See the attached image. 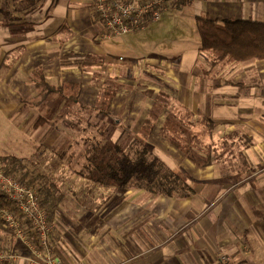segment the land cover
<instances>
[{
    "label": "crops",
    "instance_id": "crops-1",
    "mask_svg": "<svg viewBox=\"0 0 264 264\" xmlns=\"http://www.w3.org/2000/svg\"><path fill=\"white\" fill-rule=\"evenodd\" d=\"M92 8V0H0V108L8 116L28 109L21 120L29 123L39 106L64 108L35 97L36 79L74 84L81 59L112 55ZM171 8L191 10L196 24L264 23V0H172ZM190 50L145 70L168 74V92L194 114L185 136L199 140L200 162L186 156L174 167L192 192L156 195L100 183L83 168H53L50 181L63 194L52 241L63 264H264V59L213 64L201 42ZM0 247L23 251L2 224ZM12 264L30 262L20 255Z\"/></svg>",
    "mask_w": 264,
    "mask_h": 264
},
{
    "label": "rangeland",
    "instance_id": "rangeland-1",
    "mask_svg": "<svg viewBox=\"0 0 264 264\" xmlns=\"http://www.w3.org/2000/svg\"><path fill=\"white\" fill-rule=\"evenodd\" d=\"M200 42L198 26L191 10L173 11L171 7L164 11L159 20L148 22L137 31L111 40L103 39L101 44L112 55L104 54L100 57L95 53L87 56L85 61L81 59L80 73L76 75L74 88L78 92L77 102L92 106L97 105L104 88L109 87L115 91L111 101L114 106H110L112 117L98 113L99 110L93 108L80 109L76 103L67 111L55 109L51 114L45 107L39 106L36 110L33 109L32 121L24 124L21 118L27 115L28 109L23 108L10 117L6 110L0 108V157L15 155L23 158L29 168L38 169L50 180L51 174L48 172L53 168H78L80 143H83L84 138L98 134L102 128L106 133L103 144L107 146L111 144V138L118 144H127L130 139L142 141L145 137L144 141L153 154L181 175L176 171L180 168L176 166L181 165L186 156L191 158V151L200 162L199 140L191 146L190 153L186 151L188 145L185 152L173 145L169 140L173 134L177 139L186 136L184 133L179 138L172 129L163 128L167 110L163 107L172 104L173 116L185 119L189 117H185L183 112L189 110L169 93L175 87L164 80V74H168L145 69L151 66L148 64L162 60L177 61L184 51L183 55L189 54L192 51L190 49L200 45ZM76 64L77 62L74 65ZM66 79L67 75L60 81ZM3 81L0 74V83ZM59 83L61 82L50 84L58 86ZM159 89L163 92L155 94ZM160 107L163 112L159 110ZM38 115L51 117L54 123L45 125L40 121L41 125L35 126ZM65 121L72 122L75 130ZM56 128L65 134L54 130ZM1 162L2 160L0 168ZM17 243L22 247L21 254H28L26 247L18 240Z\"/></svg>",
    "mask_w": 264,
    "mask_h": 264
},
{
    "label": "trees",
    "instance_id": "trees-1",
    "mask_svg": "<svg viewBox=\"0 0 264 264\" xmlns=\"http://www.w3.org/2000/svg\"><path fill=\"white\" fill-rule=\"evenodd\" d=\"M175 3V5L173 3L175 7L185 4V2L178 1ZM197 26L201 38V49L209 52L213 64L232 65L250 59H264V23L262 22L246 19L212 20L209 17H198ZM35 84L37 87L35 97L39 96L46 101L51 100L52 103L58 102L59 106L63 104L64 108H59V110L67 111L77 103L80 109L93 108V110H99L98 113L112 117L110 106L115 91L109 87L104 88L103 93L99 95V102L92 106L77 102L78 92L74 88L75 83H59L58 86H54L46 81L44 76H40ZM160 108L159 110L162 111L164 107ZM166 109L163 128L172 129V132L175 131L180 138L186 132V119L173 116L172 107ZM54 110L49 107L47 112L51 114ZM183 113L186 114L185 117H194L189 111ZM40 121L46 123L47 117L40 116L35 126L41 125ZM66 123L75 130L72 128L74 127L72 122ZM198 123L188 125L192 133L200 131ZM105 136L106 133L101 128L98 134L90 138L86 137L83 143H80L78 168H83L84 175L97 177L96 179L103 184L111 182L122 189H142L162 196L185 197L190 195L192 191L187 182L153 154L144 141L145 137L142 141L130 139L127 144H118L111 138V144L107 146L103 144ZM183 136L177 139L173 134L172 139H168L184 152L188 145L186 151L190 153L191 146L196 144V140L195 138L191 140L190 136ZM190 155L195 162L199 163L192 151ZM0 160H2L0 169L6 174H13L22 182L39 188L41 203L48 211L50 221H53L62 198V193L57 186L47 178L46 174L36 168H29L23 158L9 155L0 157ZM0 206L18 213L16 207L1 194Z\"/></svg>",
    "mask_w": 264,
    "mask_h": 264
},
{
    "label": "built area",
    "instance_id": "built-area-1",
    "mask_svg": "<svg viewBox=\"0 0 264 264\" xmlns=\"http://www.w3.org/2000/svg\"><path fill=\"white\" fill-rule=\"evenodd\" d=\"M92 4V13L101 25V37L111 40L159 20L171 7L172 0H92ZM0 194L19 213L0 206V224L12 232L28 252L18 254L0 247V264H12L20 255L30 264H63L52 241L55 224L42 207L38 188L0 170Z\"/></svg>",
    "mask_w": 264,
    "mask_h": 264
},
{
    "label": "bare ground",
    "instance_id": "bare-ground-1",
    "mask_svg": "<svg viewBox=\"0 0 264 264\" xmlns=\"http://www.w3.org/2000/svg\"><path fill=\"white\" fill-rule=\"evenodd\" d=\"M18 212V211H17ZM18 214V213H17Z\"/></svg>",
    "mask_w": 264,
    "mask_h": 264
}]
</instances>
